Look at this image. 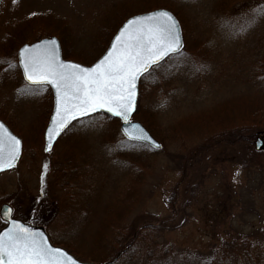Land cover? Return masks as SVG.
I'll return each instance as SVG.
<instances>
[{
	"label": "rangeland",
	"instance_id": "rangeland-1",
	"mask_svg": "<svg viewBox=\"0 0 264 264\" xmlns=\"http://www.w3.org/2000/svg\"><path fill=\"white\" fill-rule=\"evenodd\" d=\"M258 6L0 0V117L23 142L17 167L0 173V207L83 261L264 264V151L251 157L229 137L243 125L264 131V18L249 23ZM156 8L178 17L184 49L141 78L132 120L164 148L130 142L120 120L95 115L45 152L52 94L23 80L17 49L56 36L62 54L91 63L127 17Z\"/></svg>",
	"mask_w": 264,
	"mask_h": 264
},
{
	"label": "snow or ice",
	"instance_id": "snow-or-ice-1",
	"mask_svg": "<svg viewBox=\"0 0 264 264\" xmlns=\"http://www.w3.org/2000/svg\"><path fill=\"white\" fill-rule=\"evenodd\" d=\"M259 18H264V6L252 10L249 23ZM115 39L112 49L91 68L60 61L55 55V39L44 42L51 53L44 57L30 56L27 47L20 50V63L29 84L51 83L57 90L56 115L48 130L49 149L53 136L59 135L70 119L98 109H106L128 123L136 107L138 78L165 57L178 54L183 47L179 22L163 8L133 16ZM30 91L26 86L20 93L24 95ZM135 139L151 141L154 147H160L143 133ZM20 144L21 141L0 122V170L14 166ZM12 211L11 207L5 208L3 216L10 218ZM11 225L0 233V264H77L62 249L48 245L43 234L17 220H11Z\"/></svg>",
	"mask_w": 264,
	"mask_h": 264
},
{
	"label": "water",
	"instance_id": "water-1",
	"mask_svg": "<svg viewBox=\"0 0 264 264\" xmlns=\"http://www.w3.org/2000/svg\"><path fill=\"white\" fill-rule=\"evenodd\" d=\"M159 9V8H158ZM164 9V8H163ZM155 10V9H154ZM167 10V9H166ZM153 11V10H151ZM151 11H147V12H142V13H137V14H134L130 17H128L121 25L120 27L117 29V31L115 32V34L112 36L105 52L102 54L101 57H99L98 59H96L92 64L88 65V66H84V65H81L77 62H74V61H71V60H64L62 58V52H61V45H60V42L58 40L57 37L55 36H50V37H44V38H41L35 42H32L31 44H23L19 50H18V53H17V58H18V64H19V67L21 69V73H22V76L24 78V80L26 82H28L24 76V70H23V65L20 63V60H21V56H20V50L27 47L29 49V55L30 56H36V57H44L45 55H50V50H46L45 48V45H44V42L46 41H49V40H52V39H55L56 40V47H55V55L56 57L59 58L60 61L64 62V63H71V64H79L81 65L82 67H87V68H91L93 66H95L96 63L99 62L100 59L103 58L104 55H106L108 53L109 50L112 49V45L114 43H116V36L119 35L120 33V30L121 28L124 26V24L127 22V20H129L130 18H132L133 16H136V15H143V14H146L148 12H151ZM169 11V10H168ZM171 12V11H170ZM175 17V16H174ZM176 18V17H175ZM177 20V19H176ZM178 21V20H177ZM180 24V23H179ZM180 26V25H179ZM180 38H181V41H182V45H183V37H182V32H181V28H180ZM182 49V48H181ZM180 49V50H181ZM174 54V53H173ZM166 58V57H165ZM153 66V65H152ZM151 66V67H152ZM150 67V68H151ZM149 68V69H150ZM148 69V70H149ZM145 73V72H144ZM143 73V74H144ZM142 74V75H143ZM141 75V76H142ZM141 76L138 78V80L136 81V104H137V98H138V84H139V80L141 78ZM29 83V82H28ZM44 84H47L51 91H52V98H53V106H52V111H51V114L49 116V121H48V124L45 128V131H44V151L48 152L52 149L53 145L55 144V142L57 141V139L60 137V135L66 130V128L72 123L74 122L75 120H78L80 118H83L85 116H88V115H91L93 113H96V112H104V113H107L113 117H116V118H119V120H121V125H120V130L122 132V134L128 139V140H131V141H137V142H141V143H145L147 145H149L150 147L154 148V149H159L160 147H154L151 143V141H146V140H138V139H135V137H138L141 135V133L145 134V135H148L152 138V141H155L157 144H159L161 146V144L150 134V132L138 121H134V120H131V116L134 114V112L136 111V107H135V110L131 113V115L129 116V122L128 123H125L123 121L122 118L120 117H117L115 116L113 113H110L108 112L106 109H98L97 111L95 112H90L84 116H77L76 119H70V122L68 124V126L59 134V135H54L53 136V139L51 141V148L49 149V140H48V130L49 128H51L53 126V117L56 115V107H57V90L55 88L54 85H52L51 83H44ZM1 122V121H0ZM3 123V122H2ZM4 124V123H3ZM5 128L7 129V131L9 133H11L12 135L16 136L15 134H13L9 129L8 127L4 124ZM20 141H21V144H20V151H19V155H18V158L15 160L14 162V166L11 167V168H7V169H4V170H0V172H4V171H7V170H10L12 168H14L19 159H20V156H21V153H22V140L16 136ZM48 149V150H46ZM254 149L256 151H261L264 149V131H261L260 132V135L254 140ZM7 207H11L9 204H3L1 205L0 207V217L3 221L6 222V225L0 230V233L6 231L8 228H10L12 225H11V220H17L20 224L24 225L25 227H28L30 228L31 230L37 232V233H41L43 234V237L46 239V242L48 245H50L52 248H59V249H62L64 252H66L68 254V256L72 257L74 260L77 261V264H108V262H103V263H100V262H82L80 260H78L75 256H73L71 253H69L66 249L62 248V247H59V246H54L51 244L49 238H48V235L47 233L45 232V230L41 227V226H37V225H33V224H29V223H26L20 219H17V218H14L12 216V213L10 214V218H6L3 216V211L5 208ZM120 254H118L119 256Z\"/></svg>",
	"mask_w": 264,
	"mask_h": 264
},
{
	"label": "trees",
	"instance_id": "trees-1",
	"mask_svg": "<svg viewBox=\"0 0 264 264\" xmlns=\"http://www.w3.org/2000/svg\"><path fill=\"white\" fill-rule=\"evenodd\" d=\"M61 26L64 28V26H63V24H61ZM65 57H68V58H72L71 56H69V55H67V54H63ZM73 59H75V58H73ZM79 60V59H78ZM107 119H110V118H108V117H106ZM110 120H112V119H110ZM81 121V120H80ZM112 121H114V120H112ZM77 122H75V123H73L72 125H71V127L72 126H74L75 124H76ZM70 127V128H71ZM227 133H229V132H227ZM229 134H231L229 137L230 138H232L233 139V137H234V139L237 141V143H239V144H244L245 146H247V148H245V150H247V151H249V153L251 154V157H252V155L253 156H258V152H255L254 151V149H253V146H250V145H252V141H253V138H254V136H255V134H256V129H255V127L254 126H252V127H250V126H248V125H243L242 127H235V128H233L232 130H231V132L229 133ZM226 135H228V134H226ZM135 143V142H134ZM162 144V143H161ZM249 144V145H248ZM164 148V146H163V144H162V146H161V148L160 149H158V151L159 150H161V149H163ZM156 151V150H155ZM174 194H175V192H174ZM170 198H171V196H170ZM172 203V202H171ZM15 213H17V211L16 210H14V215H15ZM17 217V216H16ZM135 234H133V238L135 239ZM132 242V240H130V241H126L125 240V242L123 243V246H129L130 245V243ZM126 249V248H125Z\"/></svg>",
	"mask_w": 264,
	"mask_h": 264
},
{
	"label": "bare ground",
	"instance_id": "bare-ground-1",
	"mask_svg": "<svg viewBox=\"0 0 264 264\" xmlns=\"http://www.w3.org/2000/svg\"><path fill=\"white\" fill-rule=\"evenodd\" d=\"M171 13L176 17V19H177L178 22H179L178 17H177L172 11H171ZM179 25H180V24H179ZM180 28H181V32H182V27H181V25H180ZM182 37H183V33H182ZM184 44H185V43H184V38H183V47H182V49H181L180 51H182V50L184 49ZM21 46H22V45H21ZM21 46H20V47H21ZM20 47H19V48H20ZM19 48L17 49V53H18ZM106 48H107V47H106ZM106 48L104 49V51H103L101 54H99L98 58L102 56V54L105 52ZM61 52H62V48H61ZM171 55H172V54H170L169 56H167L166 58H164L162 61L159 62V64L162 63L163 61H165V60H166L168 57H170ZM62 58H63L64 60H71V61L77 62V63H79V64H81V65H84V66H88V64H89L87 61L84 62V61H82V60L71 59V58H68V57H65V56H62ZM98 58H97V59H98ZM155 66H156V65H155ZM20 71H21V69H20ZM139 96H140V88L138 87V98H137V104H136V111L138 110ZM51 109H52V108H51ZM136 111L134 112L133 115H135ZM95 115H103V116L108 117V118H110V119H112V120H119V118L113 117V116H111V115H109V114H107V113H104V112H96V113H93V114H91V115L85 116L84 119H88V118H90V117H92V116H95ZM133 115L131 116L130 119H132ZM0 121L3 122L13 134H15L16 136H18V137L21 139V137H20V136H19V135H18V134H17V133L11 128V127H10L9 124H7V122H6L3 118L0 117ZM48 121H49V118H48ZM48 121H47V124H48ZM68 127H71V125L68 126ZM259 135H260V133H259V132H256V134H255L253 140H255ZM21 140H22V139H21ZM252 143H253V142H252Z\"/></svg>",
	"mask_w": 264,
	"mask_h": 264
}]
</instances>
